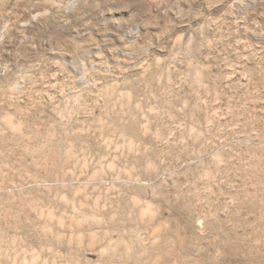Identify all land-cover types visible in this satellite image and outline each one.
Wrapping results in <instances>:
<instances>
[{
	"label": "rangeland",
	"instance_id": "374dc122",
	"mask_svg": "<svg viewBox=\"0 0 264 264\" xmlns=\"http://www.w3.org/2000/svg\"><path fill=\"white\" fill-rule=\"evenodd\" d=\"M259 159L264 0H0V264H251Z\"/></svg>",
	"mask_w": 264,
	"mask_h": 264
},
{
	"label": "bare ground",
	"instance_id": "6f19581e",
	"mask_svg": "<svg viewBox=\"0 0 264 264\" xmlns=\"http://www.w3.org/2000/svg\"><path fill=\"white\" fill-rule=\"evenodd\" d=\"M91 8H93V7H91ZM112 12L118 13L119 11L113 10ZM106 13L107 12H105L104 15ZM80 14H82V15L85 14L84 16H85V18H87V20H93V19L98 20L99 19L95 12L88 13V14L87 13H80ZM101 17H102V15H101ZM81 18H83V17H81ZM79 26H86V24H84V25L79 24ZM67 33H68V31H67ZM255 167H258V168L261 167L262 168L260 170V173L256 172ZM242 176H244V177L246 176L249 179V186L242 187L243 196L245 198L243 201H245V202H244V206L242 203V206H243L242 209L244 208L243 209L244 211L242 212V214L240 213L241 211L238 213V220H239L238 226H240V225L242 226L241 227L242 228L241 233L244 235L248 234L249 239H247V236H246L245 238H243L244 240H246V241L243 240L244 244H242V245L237 244L234 248L236 249V254L238 256H239V252L243 251L245 253L244 257L245 258L248 257V259L251 261V264H264V260H263L264 256H262V254L260 253L261 252L260 249L262 250L263 249L262 247L264 245L261 246L259 244L258 245L256 244L255 249H258V250H256V251L254 250V252H253L250 250L253 247V245L250 243L249 244L247 243V241L252 239L253 237H256V236L264 237V162L261 161L260 159L258 161H252L251 164H249L248 169H245L243 171ZM244 257L242 259H244ZM236 258H237L236 259L237 261L238 260L241 261V259H239V257H236ZM227 259H229V258H227ZM232 263H233V261H232ZM241 263L247 264V260H242Z\"/></svg>",
	"mask_w": 264,
	"mask_h": 264
}]
</instances>
